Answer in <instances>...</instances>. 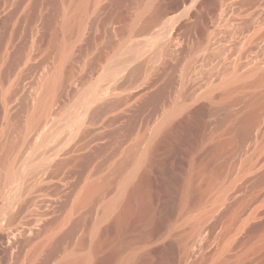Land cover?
<instances>
[{
    "label": "rangeland",
    "instance_id": "rangeland-1",
    "mask_svg": "<svg viewBox=\"0 0 264 264\" xmlns=\"http://www.w3.org/2000/svg\"><path fill=\"white\" fill-rule=\"evenodd\" d=\"M84 1L0 0V264H264V0Z\"/></svg>",
    "mask_w": 264,
    "mask_h": 264
},
{
    "label": "bare ground",
    "instance_id": "bare-ground-1",
    "mask_svg": "<svg viewBox=\"0 0 264 264\" xmlns=\"http://www.w3.org/2000/svg\"><path fill=\"white\" fill-rule=\"evenodd\" d=\"M81 1V0H80ZM84 1V0H83ZM165 1L166 0H157V1H154V3L152 4V6H154L155 7V10H158V15L159 16H157V17H152V18H150V19H148V21L147 22H145V25H144V27L142 28H140V29H138V28H133V29H131L130 31H129V39L131 40V39H133V37L134 38H136L135 36H137V35H139V34H141V33H144V32H149V30L151 29L152 30V28L153 27H155L159 22H161L160 20H161V15L164 13V12H166V10L164 9L165 8ZM85 2V1H84ZM83 2V3H84ZM167 2V1H166ZM82 3H80L79 5H81ZM199 4H201V3H199ZM78 5V6H79ZM199 6V5H198ZM195 9H196V7H195ZM194 9V10H195ZM173 10V9H172ZM192 11L191 13H190V15L189 16H193L194 15V13H195V11ZM171 11V10H170ZM73 16V15H72ZM164 16V15H163ZM188 16V17H189ZM78 17H80V16H78ZM187 17V20L190 18H188ZM70 18V17H69ZM81 18V17H80ZM77 19V18H76ZM186 19V18H185ZM73 21H74V18H71V19H69L68 20V22H67V24L68 25H70L71 23H73ZM188 21H185L184 20V22L183 23H181V25L180 26H178L177 28H175V29H173L174 30V32L172 33V36H171V40L172 41H174V40H176L177 38H179V36H180V34H181V32H182V30L184 29V27L186 26V25H188V23H187ZM178 24V23H177ZM74 25V24H73ZM71 27H72V25H71ZM82 28V21H79L78 22V29H81ZM73 29V28H72ZM76 29V28H75ZM68 32V31H67ZM70 32V31H69ZM66 34V33H65ZM79 34H80V32H79ZM147 34V33H146ZM149 34V33H148ZM64 35V34H63ZM67 35V34H66ZM78 35V34H77ZM171 35V34H170ZM151 36V35H150ZM155 39V38H154ZM170 39V38H169ZM127 42V41H126ZM167 42V41H166ZM63 43H64V41H63ZM62 43V47H61V52H62V57L63 58H65L67 55H68V52H69V49H68V47H66V42H65V46H64V44ZM59 44V43H58ZM68 46V45H67ZM72 46H73V44H72ZM168 46H171V45H168ZM60 48V47H59ZM70 48V47H69ZM72 48V47H71ZM72 50V49H71ZM61 54V53H60ZM125 63V62H124ZM123 64V63H122ZM119 66V65H118ZM121 66V65H120ZM120 68H118V70H119ZM115 71V70H114ZM120 72L122 71L121 69L119 70ZM113 72V71H112ZM115 72H117V71H115ZM114 72V75H117L118 73H115ZM55 73V72H54ZM113 75V74H112ZM52 77V76H51ZM237 77V76H236ZM62 78V77H61ZM61 78H60V74H59V71L58 72H56L54 75H53V77L51 78V79H49L50 81L46 84V90H45V96L42 98V100H40L41 102L39 103V106L37 107V110H36V112H34L35 114H34V116H33V118H32V126H38V125H41V124H43L45 121H47L48 119V114H49V112H50V110H51V107H52V100H53V92H54V89H56V87L55 86H60V84L62 83V80H61ZM124 79V78H123ZM232 80V79H231ZM235 80V79H234ZM237 81V80H236ZM233 82V81H232ZM235 82V81H234ZM230 84H231V81H230ZM256 84H259V85H263L264 86V76L263 77H261V78H259V79H257V82H256ZM118 85V84H117ZM234 85V84H233ZM122 86V85H121ZM120 86V87H121ZM55 87V88H54ZM234 87V86H233ZM62 89V88H61ZM116 91V90H115ZM113 92V91H112ZM117 92V91H116ZM55 94V93H54ZM115 95V94H114ZM256 101V100H255ZM112 102V101H111ZM252 101H250V103H251ZM253 102H254V99H253ZM257 105V104H256ZM263 107H264V104L262 105ZM261 106V107H262ZM253 107V106H252ZM249 108H251V107H249ZM248 108V109H249ZM77 112H79L78 110H77ZM77 112L75 113V115H74V113H73V115L74 116H76L77 117ZM259 110H257V108L255 109V108H252V109H250L249 111H248V113H246V115H244V117L242 118V120H241V123L239 124V128H240V131H241V137H240V140H241V138H242V140L244 141L247 137H248V135L250 134V132H251V130L253 129V127H254V125H255V123H256V120H257V118H258V115H259ZM72 117V116H71ZM72 118H75V117H72ZM47 119V120H46ZM74 120V119H73ZM31 126V127H32ZM57 128V127H56ZM59 129V128H58ZM38 130V129H37ZM35 131V130H34ZM35 133V132H34ZM47 138V137H46ZM241 140V141H242ZM240 143V142H239ZM222 145V144H221ZM220 145V146H221ZM223 147V146H222ZM221 147V148H222ZM218 148V147H217ZM220 148V147H219ZM218 148V149H219ZM133 152H134V150H133ZM19 153V152H18ZM131 155L133 156L134 154L132 153V151H131V154H130V157H131ZM129 159V158H128ZM127 162V161H126ZM125 164V163H124ZM122 167H123V165H118V168H117V170L119 171L120 169H122ZM42 171V170H41ZM41 171L38 169V173L40 172L41 173ZM21 172V171H20ZM36 174H37V172H36ZM35 175V174H34ZM43 175H44V173H43ZM33 176V175H32ZM41 176V175H40ZM262 176V175H261ZM18 176H17V174L16 173H12L11 171H9V174H8V176H7V178H6V180H5V184L6 183H9V182H15L16 181V179L15 178H17ZM20 177V176H19ZM37 177V176H36ZM44 176H42V178H43ZM42 178H40V180L42 179ZM44 180H45V178H43ZM262 179L264 180V176L262 177ZM15 180V181H14ZM34 180V179H33ZM39 180V179H38ZM47 180V179H46ZM19 181V180H18ZM35 181H37V180H35ZM25 184V183H24ZM105 185H106V182L105 181H103V182H101V183H95V184H90V185H88V187H87V190H86V193H84L85 194V196H83V198H82V200H84V201H86L87 199L89 200V198H93L94 196H96V194H98L104 187H105ZM22 188V187H21ZM128 188L126 187V186H124L123 187V189L121 190V194H120V198L118 199H116V201H114V203H112V204H110L109 206H108V208H109V210L108 211H113V210H115L116 209V207H117V205L119 204V200L121 199V197H123L124 195H125V193L127 192L126 190H127ZM128 191H130L129 189H128ZM102 192V191H101ZM153 192V191H152ZM83 194V195H84ZM100 194V193H99ZM128 194V192L126 193V195ZM152 193H149V194H147L146 195V207L148 208L147 209V211L145 212V214L142 216V219H141V221H140V226H139V228H140V234L141 235H143V238L145 237V239L147 238H152L153 236H154V229H155V226L157 225V222L161 219V216H163V209H162V204H161V202H158L157 200H156V198L155 197H153V195H151ZM123 195V196H122ZM13 198V197H12ZM11 198V199H12ZM80 198V199H81ZM8 199V198H7ZM91 200V199H90ZM7 205V204H6ZM14 232H15V230H14ZM13 232V233H14ZM10 233V232H9ZM16 233V232H15ZM8 235V234H7ZM6 235V236H7ZM5 239V238H4ZM97 247V246H96ZM96 250V249H95ZM149 254V253H148ZM150 254L152 255L153 254V250L152 251H150ZM90 256V255H89ZM89 256H83V257H78V256H71V257H69V258H67L65 261H64V263L65 264H83L84 262H87V261H89V258H91V256L89 257ZM107 263V262H106Z\"/></svg>",
    "mask_w": 264,
    "mask_h": 264
}]
</instances>
